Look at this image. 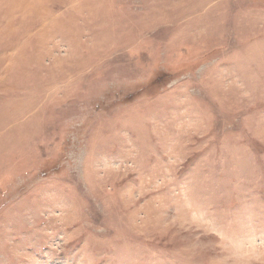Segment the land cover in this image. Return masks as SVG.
Masks as SVG:
<instances>
[{
    "label": "rangeland",
    "instance_id": "rangeland-1",
    "mask_svg": "<svg viewBox=\"0 0 264 264\" xmlns=\"http://www.w3.org/2000/svg\"><path fill=\"white\" fill-rule=\"evenodd\" d=\"M0 264H264V0H0Z\"/></svg>",
    "mask_w": 264,
    "mask_h": 264
}]
</instances>
